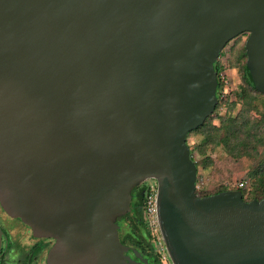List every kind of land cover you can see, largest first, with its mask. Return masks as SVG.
I'll return each instance as SVG.
<instances>
[{
	"label": "water",
	"instance_id": "water-1",
	"mask_svg": "<svg viewBox=\"0 0 264 264\" xmlns=\"http://www.w3.org/2000/svg\"><path fill=\"white\" fill-rule=\"evenodd\" d=\"M246 33L264 94V0H0V204L48 264H129L117 219L150 180L172 264H264V199L198 197L187 143Z\"/></svg>",
	"mask_w": 264,
	"mask_h": 264
},
{
	"label": "rangeland",
	"instance_id": "rangeland-1",
	"mask_svg": "<svg viewBox=\"0 0 264 264\" xmlns=\"http://www.w3.org/2000/svg\"><path fill=\"white\" fill-rule=\"evenodd\" d=\"M246 41L247 37L245 34L238 36L224 49L225 57L219 59L225 68L223 72L227 82L225 93H228V100L230 103L233 102L235 104V108L230 109L224 103L213 114L212 127L221 126V117H227L228 115L235 117L244 109V100L241 93L244 87L240 65L242 61H240L239 55L243 54ZM250 116L255 120L264 119V100L262 97L253 101ZM203 139L204 137L201 133H194L189 135L188 141L191 148H195L203 145ZM260 151H263V149L261 148ZM195 154L196 162L199 165V174L202 178L201 183L197 185V191H199L200 195H211L224 189L244 190V196L248 200L256 195L253 187L254 181L249 177L250 172L256 168V160L247 157L241 159L232 158L222 145H210L209 150L205 151L204 155L199 154L197 151ZM155 182L154 180L149 181L150 184ZM241 184H244L243 188H241ZM142 188L143 185H138L136 192L137 189L140 190ZM133 206L135 207V204ZM152 237L156 240V238H161V234L159 231L153 232Z\"/></svg>",
	"mask_w": 264,
	"mask_h": 264
},
{
	"label": "trees",
	"instance_id": "trees-1",
	"mask_svg": "<svg viewBox=\"0 0 264 264\" xmlns=\"http://www.w3.org/2000/svg\"><path fill=\"white\" fill-rule=\"evenodd\" d=\"M228 46V45H227ZM225 57V52L221 53L219 59ZM240 61H242L241 65V75L243 80V91L242 96L244 100V109L235 117L228 115L227 117H221V126L220 127H212L213 115L208 117L206 122L198 127L196 130L192 131L190 134L201 133L204 137L203 145L195 148H191L188 138L187 143L191 149V154L193 160L196 162V154L197 151L199 154L204 155L205 151L209 150L211 146H219L222 145L225 151L231 155L232 158L241 159L244 157L253 159L257 161L256 168L250 172L249 177L253 179L254 184V192L255 196L251 199H246L243 196L244 200L250 202L252 200L261 201L264 199V119L255 120L251 118L250 113L252 110L253 101L259 99L260 97L264 100V94L260 93L254 84L253 78L249 72L247 67V54L245 47L243 48V54L239 55ZM244 61V62H243ZM215 69L218 72L219 77V85H218V105L216 107L215 112L218 111L220 107L225 103L230 107V109L235 108V104L233 102H229L228 93H225V83L222 81L221 73L224 72V65L220 60L215 64ZM214 112V113H215ZM213 113V114H214ZM263 151H260V149ZM197 164V162H196ZM199 165L197 164V167ZM201 175L198 170V182L197 185L201 183ZM223 191H229V189L221 190L215 194H218ZM144 189L133 191V200L135 204V208H139L140 205L142 207L143 202L145 203V195ZM196 189V194L198 197L203 198L211 195H200Z\"/></svg>",
	"mask_w": 264,
	"mask_h": 264
},
{
	"label": "flooded vegetation",
	"instance_id": "flooded-vegetation-1",
	"mask_svg": "<svg viewBox=\"0 0 264 264\" xmlns=\"http://www.w3.org/2000/svg\"><path fill=\"white\" fill-rule=\"evenodd\" d=\"M245 35L248 39L249 34ZM147 184L149 181L141 184L144 195ZM133 204L132 199L127 217L117 219L120 240L128 248L125 255L129 264H172L155 246L145 219L144 202L139 208ZM55 244L53 238L36 236L26 223L11 217L0 204V264H48L49 253Z\"/></svg>",
	"mask_w": 264,
	"mask_h": 264
},
{
	"label": "built area",
	"instance_id": "built-area-1",
	"mask_svg": "<svg viewBox=\"0 0 264 264\" xmlns=\"http://www.w3.org/2000/svg\"><path fill=\"white\" fill-rule=\"evenodd\" d=\"M222 77V81L223 83H225V85L227 84V82L225 81V77L223 75V73H221L220 75ZM244 187V184H241V188ZM144 210H145V219L146 222L148 224V226L151 229L152 235L153 232H160L159 229V223H158V216H157V185L156 182L153 184H149L148 187H146L145 189V203H144ZM155 241V246L157 247L158 250L162 251L163 254L165 253V255L168 257L167 255V251H166V247L165 244L162 240V237L159 239L156 238Z\"/></svg>",
	"mask_w": 264,
	"mask_h": 264
}]
</instances>
